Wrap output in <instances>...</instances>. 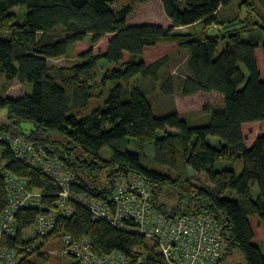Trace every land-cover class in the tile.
<instances>
[{
	"label": "trees",
	"instance_id": "16d2710c",
	"mask_svg": "<svg viewBox=\"0 0 264 264\" xmlns=\"http://www.w3.org/2000/svg\"><path fill=\"white\" fill-rule=\"evenodd\" d=\"M138 1L142 0L116 8L115 0H0V74L32 88L17 98L0 91V110L6 108L9 117L0 130L28 135L58 155L73 175L71 188L76 192L103 196L117 177L129 173L156 185L159 199L164 190H175L176 204L168 209L159 202L163 212L209 213L223 224L226 253L221 264L236 249L246 264H264V248L254 243L251 222L255 216L264 226V134L248 147L243 133L245 123L264 121V79L256 55L262 46L264 57V0H160L171 25H129ZM182 27L188 31L177 33ZM215 27L219 29L214 31ZM106 35L112 36L105 51L89 50L70 66L50 63L66 56L77 42L91 36L96 44ZM221 41L226 42L223 51ZM161 43H177L187 53L188 76L179 83L183 95L223 96L218 108H207L211 114L207 124L191 126L176 111L156 115L148 90L131 83L140 76L157 85L169 56L146 64L144 52ZM102 61L116 67L99 80ZM171 87L169 78L163 88L169 94ZM23 122L33 127L12 130ZM211 136L220 139L218 146L211 145ZM131 141L134 151L129 149ZM149 144L154 162L170 173L145 165ZM106 147L109 156L103 155ZM1 151L0 217L9 204V174L26 179L30 190L44 194L42 208L17 213V235L8 242L21 249L20 264H65L44 251L53 240L60 242L55 248L63 247L65 235L89 238L101 254H128L136 246L155 250L146 237L94 220L87 208L76 203H71L69 215L57 210L49 234L25 238L24 232L40 213L57 209L60 187L16 159L0 141ZM225 160L241 161L242 172L217 169V162ZM190 170L205 174L209 185L190 176ZM147 264L163 262L155 258Z\"/></svg>",
	"mask_w": 264,
	"mask_h": 264
},
{
	"label": "built area",
	"instance_id": "2783aa9c",
	"mask_svg": "<svg viewBox=\"0 0 264 264\" xmlns=\"http://www.w3.org/2000/svg\"><path fill=\"white\" fill-rule=\"evenodd\" d=\"M0 141L16 159L42 172L60 187L57 209L40 213L28 229H35L34 236L49 234L55 226L57 210L69 215L73 212L71 203H76L87 208L94 220H105L154 243L155 250L136 246L128 254L120 251L101 254L94 250L89 238L75 240L65 235L64 246L51 251L67 257L65 264H147L155 258H160L163 264H221L226 253L224 226L214 215L166 214L159 206L157 186L137 173L117 177L111 191L103 196L76 192L71 188L73 175L58 155L24 134L0 130ZM7 192L9 204L0 217V264H20L21 249L8 242L17 235V213L25 208H42L44 194L30 190L27 180L14 174L7 176Z\"/></svg>",
	"mask_w": 264,
	"mask_h": 264
},
{
	"label": "rangeland",
	"instance_id": "374dc122",
	"mask_svg": "<svg viewBox=\"0 0 264 264\" xmlns=\"http://www.w3.org/2000/svg\"><path fill=\"white\" fill-rule=\"evenodd\" d=\"M130 0H115L113 6L120 8ZM18 10V9H16ZM261 10L264 11L262 7ZM129 25H139V24H156L162 26H169L171 20L167 17L163 4L160 0H142L138 1L135 4L134 10L131 12L128 18ZM186 29H178L177 33H186ZM219 27H215L214 31H217ZM193 31V30H192ZM112 35H106L98 43L93 44L91 41V36L86 40L77 42L68 54L64 57L58 59H51L50 63L58 66H70L76 63L80 56L89 51L93 50L94 52L105 51L108 47L109 39ZM226 42H220V51H223L225 48ZM168 55L169 60L166 65L163 67L160 73V79L156 86H154L149 80H143L140 76L132 79V84H142L147 92L148 98L153 103L154 112L158 116L167 115L173 111L178 112L183 119H185L191 126L196 125H205L210 121V113L207 111V108H218L222 103V97L218 93H205L199 92L192 96H185L181 93L179 88V83L181 80L185 79L188 76L186 58V51L179 48L177 43H161L154 47H148L144 53V61L146 64H151L154 61ZM258 67L261 73L262 79H264V57H263V48L259 47L256 51ZM128 58V54H125V60ZM116 67L115 64H109L105 61L100 62L99 69L101 76L99 80H102L104 74L107 70L113 69ZM172 78V91L167 93L168 89L163 88V85L166 81ZM112 84H107V88H110ZM0 91L5 95L11 97H21L27 93H31L32 88L28 85L20 83L17 79L9 82L5 77L0 74ZM9 123L8 110L6 108L0 110V124ZM33 127L32 124L23 122L21 126H12L13 131L25 130L29 131ZM171 131V129H169ZM243 133L246 138V144L248 147H251L257 138L264 134V121L257 123H247L243 126ZM160 136L163 135L161 131ZM209 142L213 146H218L220 144V139L218 137L211 136L209 137ZM108 148H104L102 152L103 155L109 156ZM129 149L134 151L136 149L134 142L131 141L129 144ZM106 150V151H105ZM145 165L150 168L159 170L164 173H170V171L154 162V153L153 146L151 144L147 145V156L145 160ZM217 169H233L237 174H240L243 170V163L239 160H225L219 161L216 164ZM190 176H195L198 182L205 183L209 185L207 177L203 173H195L193 170L189 171ZM177 193L175 190L167 192L164 190L160 196V201L166 204V207L169 209L171 206L177 203ZM252 226L255 231L254 243L260 245L264 248V226L261 224L258 217H251ZM32 229V230H31ZM26 230L24 232L25 238H31L35 234L34 228ZM62 241V240H61ZM58 240H53L51 243L44 246L45 251L50 252L51 258L58 263H66L68 260L67 257L56 255L51 253L59 248H55V245H59ZM246 264V260L242 253L236 249L232 254L224 260V264Z\"/></svg>",
	"mask_w": 264,
	"mask_h": 264
},
{
	"label": "crops",
	"instance_id": "0c3cea01",
	"mask_svg": "<svg viewBox=\"0 0 264 264\" xmlns=\"http://www.w3.org/2000/svg\"><path fill=\"white\" fill-rule=\"evenodd\" d=\"M169 25H171V24H169ZM186 28H187V27H182V29H186ZM147 48H148V47H147ZM147 48H146V49H147ZM146 49H145V52H146ZM145 52H144V53H145ZM213 93H215V92H213ZM216 93H217V92H216ZM218 94H219V93H218ZM219 95H221V94H219ZM221 97H222V101H221V103H223V101H224L223 96L221 95ZM252 123H257V122H252ZM245 124H247V123H245ZM245 124H244V125H245ZM244 125H243V126H244Z\"/></svg>",
	"mask_w": 264,
	"mask_h": 264
}]
</instances>
